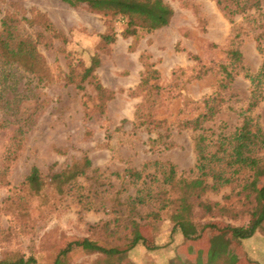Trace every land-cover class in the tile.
Segmentation results:
<instances>
[{
    "label": "rangeland",
    "instance_id": "374dc122",
    "mask_svg": "<svg viewBox=\"0 0 264 264\" xmlns=\"http://www.w3.org/2000/svg\"><path fill=\"white\" fill-rule=\"evenodd\" d=\"M162 1L173 10L166 26L126 35L127 18L92 12L83 4L0 0V34L9 26L16 34L10 43L24 39L39 56L33 73L0 59V260L50 264L69 241L125 240L140 234L157 249L148 252L138 245L124 264H203L201 255L216 244V237L227 244L222 264H249L243 250L264 264L262 236L243 248L216 232L186 240L172 228L173 197L166 192L168 207L160 211L156 198L169 189L162 183L161 164H173L179 179L195 178L197 133L211 140L229 137L244 117L264 127V77L255 84L250 79L264 60V0L259 9L231 19L215 0ZM229 48L241 52L242 62L233 69L237 74L230 86L219 93L216 114L198 131L182 127L204 113L203 100L217 91L219 66L228 63ZM95 61L93 78L78 88L82 73ZM255 85L260 97L248 109ZM162 135L170 136L172 148L163 149ZM258 157L259 188L264 149ZM84 158L90 166L83 175L51 183L52 175L81 165ZM33 166L44 186L37 194L25 182ZM128 169L141 172V179L127 177ZM136 197L145 202H131ZM199 198L222 209L211 217L195 207L192 217L182 218L190 237L210 220L245 226L256 204L230 185ZM101 259L75 250L63 261L103 264Z\"/></svg>",
    "mask_w": 264,
    "mask_h": 264
},
{
    "label": "trees",
    "instance_id": "16d2710c",
    "mask_svg": "<svg viewBox=\"0 0 264 264\" xmlns=\"http://www.w3.org/2000/svg\"><path fill=\"white\" fill-rule=\"evenodd\" d=\"M70 7L84 5L87 9L96 13H104L112 16H122L127 18L125 29L126 35H134L137 30L150 32L166 26L172 16L173 10L162 0H60ZM221 11L229 19L233 15L246 13L251 8L259 9V0H215ZM239 34V32H238ZM16 36L11 31L9 26H4V32L0 34V59L5 63L17 62L23 68L33 73L35 69L33 65L39 60V56L31 43L20 39L17 45L13 46L10 41ZM108 40V36H105ZM14 39V38H13ZM113 39V38H111ZM257 49L262 50L259 36L256 37ZM227 64H221L219 71L222 78L219 82L218 89L213 97H208L203 100L204 113L193 120H187L181 123L184 128H191L193 131L202 129L201 124L208 121L216 114L221 97L219 93L227 89L233 81L236 72L233 69L242 62V54L236 48H229L226 52ZM30 62V63H29ZM97 62L87 67L81 75V79L77 87L82 89L81 82L86 79L93 78L92 72ZM264 77V60L258 72L251 76L252 84L256 81L260 82ZM258 85V84H257ZM256 86V85H255ZM96 89L103 94L104 89L96 84ZM102 97V96H101ZM260 97L259 87L256 86L251 93L249 108L252 109L257 105ZM165 138L162 142L164 150L172 148L170 136L162 135ZM193 151L196 156L195 171L196 176L193 179H179L176 175V170L173 164L167 162L161 164L162 183L163 186H169V189L163 188L157 194L158 210L166 209L167 201L166 192L173 197L171 206V222L174 228H178L182 236L187 239L201 238L203 233L216 232L218 237L224 239V236H229V241L242 246H249L255 243L258 236L264 238V215L261 214V208L264 207V183L258 188L256 173L258 171L259 157L258 153L264 149V127L254 123L252 118L244 117L241 125L235 128L234 132L229 134V137L218 135L216 139H209L203 132H199L193 139ZM214 148V149H213ZM156 164V162H154ZM90 166V160L84 158L81 165H74L71 168L64 170L59 174H54L50 177V181L67 183L76 177L83 175L87 167ZM125 174L129 178L141 179L142 173L133 169H128ZM210 178V182L207 179ZM27 182L34 193H39L43 189L42 180L39 175L38 168L33 166L30 169L29 175L26 177ZM239 187L240 191L245 194L246 198H252L255 201L254 208L250 214V220L245 226L231 227L219 220H210L202 222L198 227L199 231L196 236L190 237L186 233L182 224V218L192 217L194 209L197 207L199 211L208 214L209 216H217L222 208H218V203H210L199 198L202 192L207 190L218 191L224 186ZM167 188V187H166ZM194 197V198H193ZM199 198V199H198ZM197 199V200H196ZM131 202L144 203V199L136 197ZM216 207V208H215ZM153 212L144 217L145 221H149V216ZM214 216V217H215ZM134 224L135 222H129ZM154 238V235L152 236ZM209 246L205 253H202L203 264H222V256L225 254L226 245L224 242H218ZM225 241V240H224ZM226 242V241H225ZM227 243V242H226ZM243 244V245H242ZM138 245H141L146 251L157 249L155 242L149 245L143 235L135 234L133 237L125 240H117L114 237L106 241H100L89 237H83L69 241L65 246L59 249L52 263L50 264H65L63 258L72 251L80 250L85 253H95L102 256L103 264H124L128 254ZM211 247V248H210ZM243 253L249 264H258L251 259L246 252ZM251 253V252H250ZM0 264H27L23 260L13 262L0 260Z\"/></svg>",
    "mask_w": 264,
    "mask_h": 264
}]
</instances>
